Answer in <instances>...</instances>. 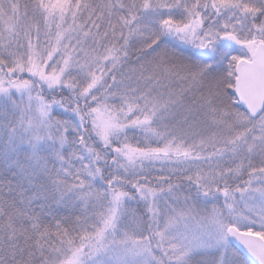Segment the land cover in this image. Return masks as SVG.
Masks as SVG:
<instances>
[{
    "label": "snow or ice",
    "instance_id": "snow-or-ice-1",
    "mask_svg": "<svg viewBox=\"0 0 264 264\" xmlns=\"http://www.w3.org/2000/svg\"><path fill=\"white\" fill-rule=\"evenodd\" d=\"M0 264H264V0H0Z\"/></svg>",
    "mask_w": 264,
    "mask_h": 264
}]
</instances>
